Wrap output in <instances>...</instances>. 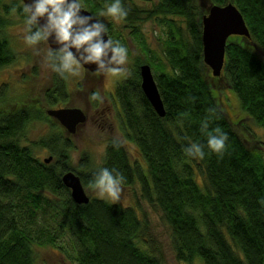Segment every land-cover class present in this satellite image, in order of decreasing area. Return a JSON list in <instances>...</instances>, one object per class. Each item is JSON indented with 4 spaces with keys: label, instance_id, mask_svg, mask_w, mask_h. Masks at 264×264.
Returning a JSON list of instances; mask_svg holds the SVG:
<instances>
[{
    "label": "trees",
    "instance_id": "16d2710c",
    "mask_svg": "<svg viewBox=\"0 0 264 264\" xmlns=\"http://www.w3.org/2000/svg\"><path fill=\"white\" fill-rule=\"evenodd\" d=\"M141 1L153 5L144 8L121 0L127 11L121 20L132 39L142 35L140 27L148 21L164 24L167 33L161 47L165 61L151 60L143 38L140 50L147 60H137L117 85L115 98L121 110L122 135L136 147L145 169L130 163L119 141L108 143L102 167L114 168L123 176L121 187H130L136 180L141 184L143 197L161 212L172 233L177 261L264 264V159L250 128L251 123L264 131V60L259 55L264 52V0ZM202 1L211 5L232 2L249 30V38L233 36L227 41L219 78L213 77L203 61L206 10ZM105 2L82 0L92 14ZM19 6L18 1L0 0V69L18 60L6 29L11 9ZM106 24L109 37L120 41L123 37L112 33V22ZM142 64L152 67L164 118L157 115L141 89ZM67 76L53 72L44 94L30 92L22 99H9L6 84L0 88V264H35L33 247L54 246L65 233L76 264H163L136 245L147 228L136 209L96 198L86 205L76 204L62 183V176L71 171L86 188L95 172L76 173L71 168L72 142L44 111L45 106L69 101ZM228 94L244 115L241 121L236 113L232 116ZM97 101L92 97L94 104ZM201 121L209 123V130L218 128L227 134L222 154L207 147ZM32 123L49 125L50 132L35 144L51 154L49 164L21 144L20 136ZM238 127L245 130L243 136ZM191 143L202 146V158L186 154ZM87 161L83 155L82 169L89 166ZM199 175L206 177V191Z\"/></svg>",
    "mask_w": 264,
    "mask_h": 264
},
{
    "label": "rangeland",
    "instance_id": "374dc122",
    "mask_svg": "<svg viewBox=\"0 0 264 264\" xmlns=\"http://www.w3.org/2000/svg\"><path fill=\"white\" fill-rule=\"evenodd\" d=\"M17 1L18 3H21V0H4L5 3L9 4ZM130 1L133 4L144 8H151L153 5L150 3H144L141 0ZM199 2H201V0H194V3L199 4ZM207 7L208 6L206 5V8ZM206 8L204 9L206 10ZM9 19L10 21L6 32L17 52L18 60L14 64L0 69V88L5 86V84L7 85L5 90L6 95L11 100L17 98L22 99L25 97L24 95L30 92H40V94H44V92L47 91V88L51 86L53 76L51 67L44 59L47 44L41 43L35 46L39 51L34 50L33 47L28 46L22 39L24 26L19 14L12 12ZM102 19L106 23L112 22V33H120L123 37L120 38V42L128 50V59L124 66L126 71L116 75H100L86 73L84 68L81 67L75 76H67L69 101L59 104L58 106L44 107L45 112L48 109H58L60 107H76L83 111L87 110L88 112V106L92 102V94L96 93L99 97V110H108L113 114L112 122L114 124V130L102 129L101 127L94 128L90 124H87V128L80 130L77 134L70 135L60 126L62 133L67 135L72 142L73 150L70 164L71 168L74 169L76 173H90L96 171L99 167H102L105 159L106 147L111 141L121 142L124 145L130 163L133 166L137 165L145 169L143 160L136 147L133 144L126 142L122 135L120 128L122 118L121 110L115 98L116 87L127 77L129 71L133 69L137 60H142V62L147 60L143 55V52L140 50V41L143 38L146 39L151 54L153 55L151 60L156 63L158 60L161 62L165 61L161 47L166 40L167 33L164 24L159 23L155 19L148 21L140 27L142 35L138 39H132L130 37V29L125 26V23L122 20H113L111 17H103ZM177 23L184 26V23L179 19L177 20ZM123 39H126L128 44ZM259 55L264 60V52H259ZM154 56H156V58ZM228 99L232 106V116H235L236 113V117L241 121L244 118V115L239 113L240 111L237 108L235 98L231 94H228ZM227 108L228 106L226 104L225 109ZM90 115L93 117L94 114L90 113ZM86 122L84 123L85 125ZM250 128L252 129L251 132H253L256 140L259 142L258 147L262 152L264 159V131L251 123ZM238 131L242 136L245 134L243 128L238 127ZM49 132L50 128L47 123H32V125L23 132L19 139L23 146L31 148L34 156L43 162V160L50 157L51 154L48 151L37 148L35 144ZM83 155L88 157L87 163L89 166L86 169L80 167ZM205 178L204 175H199L198 178L204 191H206L207 187ZM122 189L121 199L117 204L126 208L136 209L141 221L147 227L142 237L136 241V245L140 249L159 258L163 264H186L177 261L172 249V233L163 219L161 212L157 208L152 207L143 197L141 184L136 180L135 184L132 186L126 188L122 187ZM85 190L90 198L101 199L113 203L109 199L98 197L90 187H86ZM39 221H42L41 218ZM68 240L69 235L65 233L62 240L54 246L35 245L33 247L35 264H76L74 261L75 252ZM145 241L148 242V245H145ZM192 264H201V262L195 261Z\"/></svg>",
    "mask_w": 264,
    "mask_h": 264
},
{
    "label": "clouds",
    "instance_id": "9594fccd",
    "mask_svg": "<svg viewBox=\"0 0 264 264\" xmlns=\"http://www.w3.org/2000/svg\"><path fill=\"white\" fill-rule=\"evenodd\" d=\"M11 11L19 13L24 26L22 39L28 46L39 51L35 46L47 44L44 59L62 78L75 76L85 65H94L93 71L101 74L116 75L126 71L128 50L119 40L109 37L108 26L102 19L126 17L121 0H106L96 14L85 11L82 0H21L19 8L13 7ZM92 97L99 99L96 93ZM200 128L206 135L207 147L222 154L227 134L218 128L209 130L207 121H201ZM185 152L189 156H204L198 143L189 144ZM122 181L123 176L116 169L99 167L89 187L98 197L117 203L123 191Z\"/></svg>",
    "mask_w": 264,
    "mask_h": 264
},
{
    "label": "water",
    "instance_id": "95a60500",
    "mask_svg": "<svg viewBox=\"0 0 264 264\" xmlns=\"http://www.w3.org/2000/svg\"><path fill=\"white\" fill-rule=\"evenodd\" d=\"M206 5L208 6L207 8ZM201 7L206 8V13L202 17L203 61L210 68L213 77L219 78L224 68L227 41L233 36L249 38V30L242 14L232 2H226L222 5H211L202 1ZM85 11L91 13L87 9ZM82 67L86 73L103 75L93 71L94 65ZM139 75L141 78V89L145 97L157 115L164 118L166 112L151 66L148 64L141 65ZM46 113L48 117L57 121L70 135H74L78 127L86 122L85 112L76 107L48 109ZM52 160L53 157L50 156L44 159V162L49 164ZM62 183L70 191L71 198L76 204L86 205L90 202V197L86 193L81 178L74 172H66L62 176Z\"/></svg>",
    "mask_w": 264,
    "mask_h": 264
},
{
    "label": "flooded vegetation",
    "instance_id": "af4514ba",
    "mask_svg": "<svg viewBox=\"0 0 264 264\" xmlns=\"http://www.w3.org/2000/svg\"><path fill=\"white\" fill-rule=\"evenodd\" d=\"M99 107H100L99 101H97L96 104H94L93 102H91L89 104V106H88V112H87V110H84V112L87 114V122H86V125L85 124L84 125H80L78 127V129H77L76 134L79 133L80 130L87 128V124H90L94 128L95 127H98V128L101 127L102 129L114 130V124L112 122V120H113V117H112L113 114L110 111H108V110L107 111L106 110H103V111L102 110H99ZM119 108H120V106H119ZM90 113H93L94 114L93 117H91ZM91 119H92V121H91Z\"/></svg>",
    "mask_w": 264,
    "mask_h": 264
},
{
    "label": "bare ground",
    "instance_id": "6f19581e",
    "mask_svg": "<svg viewBox=\"0 0 264 264\" xmlns=\"http://www.w3.org/2000/svg\"><path fill=\"white\" fill-rule=\"evenodd\" d=\"M202 50H203V47H202ZM46 159V158H45Z\"/></svg>",
    "mask_w": 264,
    "mask_h": 264
}]
</instances>
